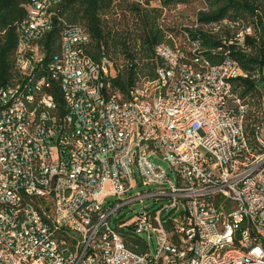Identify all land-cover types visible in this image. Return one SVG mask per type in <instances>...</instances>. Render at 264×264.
I'll list each match as a JSON object with an SVG mask.
<instances>
[{
    "label": "built area",
    "instance_id": "built-area-1",
    "mask_svg": "<svg viewBox=\"0 0 264 264\" xmlns=\"http://www.w3.org/2000/svg\"><path fill=\"white\" fill-rule=\"evenodd\" d=\"M61 2L30 0L16 83L0 87V264H264V95L249 130L234 91L248 73L162 42L157 76L125 97ZM57 25L62 48L43 67Z\"/></svg>",
    "mask_w": 264,
    "mask_h": 264
},
{
    "label": "trees",
    "instance_id": "trees-1",
    "mask_svg": "<svg viewBox=\"0 0 264 264\" xmlns=\"http://www.w3.org/2000/svg\"><path fill=\"white\" fill-rule=\"evenodd\" d=\"M152 1L156 0H62L59 10L65 21L79 24L89 33L88 55L95 60L108 56L119 67V73L111 83L113 89L125 97L142 80L157 76L162 60L156 56L155 49L162 42L177 45L189 55L194 43H198L196 55L215 64L225 56H231L248 73L247 78L234 81V91L251 105L248 113L250 130L251 124L258 120L264 90V0H197L203 6L178 32L181 37L178 43L164 23L165 8L196 0H159L162 7L152 6ZM29 2L0 0V87L16 83L17 23L26 16ZM117 4L123 5V12L131 11L134 15L132 30L115 28L117 20L112 12ZM62 27L57 25L43 38V67H47L61 51ZM240 31L244 32V42L237 41ZM45 73L40 72L37 77ZM49 89L61 112L64 111L65 101L58 84L54 82ZM126 238L131 246L138 243L128 234Z\"/></svg>",
    "mask_w": 264,
    "mask_h": 264
},
{
    "label": "rangeland",
    "instance_id": "rangeland-1",
    "mask_svg": "<svg viewBox=\"0 0 264 264\" xmlns=\"http://www.w3.org/2000/svg\"><path fill=\"white\" fill-rule=\"evenodd\" d=\"M151 5L154 7H160V6L162 7L161 1H159V0L152 1ZM202 6H203L202 3L200 1L196 0V1H193L191 3L178 4L175 7H172V5H169L168 8L167 7L165 8L166 20L164 23L167 25L166 27H168V28H170V30H172L171 35H173V37H175L177 43L179 42L178 40H180V38H181L178 35V32H180L184 26H187L188 23L191 22L193 15L200 8H202ZM121 7H123L122 4L115 5V8L112 12L113 17H115L117 20L115 28L120 30V31L132 30V27H133V19L132 18H134V15L130 13L131 11L130 12H123V10H125V9H121ZM116 10H118V12H116ZM128 19H131V22H129ZM111 24H114V22L111 21ZM175 33H177V34H175ZM119 63H122L121 59H119ZM262 94L264 95V90H263ZM55 159H58V158L55 157ZM153 159L155 160V162L157 164L162 165L165 169H167L169 171V164L166 161H163L162 158H160L158 156L154 157ZM134 209H136L137 211H141L142 210L141 204L135 205ZM131 214H133V213H131ZM144 238H146V236H144ZM132 246H134V244H132Z\"/></svg>",
    "mask_w": 264,
    "mask_h": 264
}]
</instances>
